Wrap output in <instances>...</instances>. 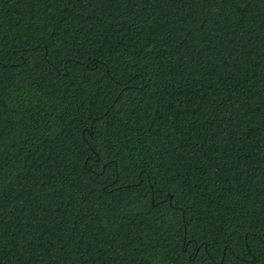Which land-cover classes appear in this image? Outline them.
<instances>
[{"label":"trees","instance_id":"16d2710c","mask_svg":"<svg viewBox=\"0 0 264 264\" xmlns=\"http://www.w3.org/2000/svg\"><path fill=\"white\" fill-rule=\"evenodd\" d=\"M261 232L264 0H0V264H264Z\"/></svg>","mask_w":264,"mask_h":264},{"label":"snow or ice","instance_id":"6c2138e0","mask_svg":"<svg viewBox=\"0 0 264 264\" xmlns=\"http://www.w3.org/2000/svg\"><path fill=\"white\" fill-rule=\"evenodd\" d=\"M80 132L81 135L79 139V147L82 152L86 153L85 159L83 161H80V164L85 168L91 169L94 174L98 175H103L108 168L112 167L113 164H115V168L113 170L117 175L114 176V179L118 181L122 162H116L115 156H113L111 160L101 156L100 153L102 151H105V149L100 146L99 137L92 129L88 127V125H84L81 128ZM93 156H95V159H93ZM124 167L126 168L127 166L125 165ZM137 183H140V181H137ZM156 195H159V193H156L153 190V199ZM163 199L164 197H161V200ZM181 239L185 240V237H181ZM254 239L260 240L261 243H264V232H261L260 234L255 236ZM245 240L249 244L252 243V240H250L248 236H245ZM185 243H195V238L189 237L185 240ZM247 264H256V261L253 257L249 256L247 257Z\"/></svg>","mask_w":264,"mask_h":264}]
</instances>
